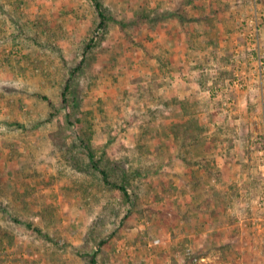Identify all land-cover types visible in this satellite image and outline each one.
Instances as JSON below:
<instances>
[{
	"label": "rangeland",
	"instance_id": "374dc122",
	"mask_svg": "<svg viewBox=\"0 0 264 264\" xmlns=\"http://www.w3.org/2000/svg\"><path fill=\"white\" fill-rule=\"evenodd\" d=\"M103 2L127 20L135 42L112 22L83 57V73L71 75L95 18L90 1L0 0V264H90L88 252L104 239L98 264H264V0ZM175 9L195 34L190 41L168 14ZM149 10L160 18L138 17ZM22 27H47L43 45L15 41ZM205 53L209 64L194 68ZM198 73L207 78L203 86ZM68 77L80 109L90 111L92 145L116 165L111 176L132 173L133 206L92 170L78 124L66 125ZM174 97L221 103L211 121L194 113L207 126L209 148L190 146L192 156L214 157L225 169L218 180L204 174L199 189L240 188L226 213L214 207V218L213 205L187 209L191 175L175 158L170 132L180 108ZM155 237L161 243L149 245Z\"/></svg>",
	"mask_w": 264,
	"mask_h": 264
},
{
	"label": "trees",
	"instance_id": "16d2710c",
	"mask_svg": "<svg viewBox=\"0 0 264 264\" xmlns=\"http://www.w3.org/2000/svg\"><path fill=\"white\" fill-rule=\"evenodd\" d=\"M90 1V8L93 12V15L95 16L94 20L91 24L90 29V35L86 41H84L82 46V57L76 61L74 64H72L69 67V71L71 75H79L82 74L84 71V56L86 52L93 50L94 47H96L104 38L105 34L108 31V28L112 22H116L121 29L125 32L127 20L123 21L121 19H118L116 16L113 15L111 10L108 8V6L103 2V0H89ZM168 14L172 17H176L178 19L180 24V33L189 35V41L193 38V35L189 33L187 26V21H185L182 17L184 16V13H181L179 9L168 11ZM161 17L164 15H160ZM138 17L143 18V20L149 21L150 19H157L158 17L155 16V13L152 11V13L149 11H141L138 13ZM160 18V17H159ZM189 18H187L188 20ZM25 27V26H24ZM48 29L47 27H44V30L39 31L37 28H35L33 31H26L23 29V32H19L14 35L15 41L19 40L21 44H28L29 41H32L35 43V45L42 46L43 39L41 38V32L45 33V30ZM49 32V30L47 31ZM125 35L127 38L131 39V35L127 32H125ZM21 40V41H20ZM133 40V39H131ZM135 42V40H133ZM214 45L217 42V39H212ZM17 43V42H16ZM37 46V47H38ZM189 48H194V45L192 43H188ZM60 56L63 54L62 49H60L59 52ZM63 56V55H62ZM62 58V57H61ZM7 62L10 61L9 57L6 59ZM211 60V55L209 53H205L203 55L202 60L198 63V65H195L196 67L205 68ZM227 74V71H221L219 73V80H221L223 77H225ZM217 78V79H218ZM197 82H199L202 86L206 83V77L202 73H198V76L196 77ZM217 81V80H216ZM75 93V87L73 84V78L68 77L65 80V83L63 85V89L61 91V102L63 103V108L65 109V122L66 125L73 126L75 124H78V126L81 128L80 131L77 133L78 136V143L80 146L84 147V153L87 155L89 163L92 167V170L97 172L101 180L104 184V186L109 190H117L118 191V197L119 202H125L126 204H130L131 206L134 205V201L131 200V194L128 191V184L130 182V176L132 173H128L125 170H122V179L116 180V178H113L111 176V173H116V165H108L106 164L107 161L111 162L108 158H104V155L99 154V149L94 147L92 145V137L94 135V128L92 127V123L88 121L87 116L90 114V111H83L80 109L79 102H77V96ZM42 99L47 100L49 103L51 101L48 99L47 96L42 95ZM172 102L174 104H178L179 108V116L171 124L170 132L173 135V141L175 144L177 151V154L175 158L182 163V165L186 168V172H190L191 175V181H190V199L188 198L187 201V209H198L203 208L204 210L208 209L210 205H213V208L210 209V214L213 215V218L216 217L218 214L216 211H214V207H221L223 208V211L226 213V211L229 209V207L232 206L233 201L237 200L240 196V188L236 187L235 184H232L222 191L211 189V190H203L199 189L200 186H202L201 181L204 176V174L211 177L213 180H218V177L222 175L225 171L223 166H219L216 163V160L214 157H207L206 155L202 156H192L190 146L196 145V144H205L206 148H209V145L205 143V137L203 136V132L206 130L207 126L203 123H198V119L195 117L194 113H198L200 111H205L207 116L206 120L211 121L214 118L215 113L220 110L221 103L218 101H212L210 103H203L200 104L197 101H190L189 99H178L177 97L172 98ZM214 109V111H211V109ZM84 123V124H83ZM146 133L143 131L140 135H145ZM215 140V139H214ZM112 143L111 140H108L104 145H102L101 152L106 153L107 146ZM139 147L142 148V145ZM221 154L223 153V150H220ZM174 158V157H173ZM168 159V158H166ZM196 166L200 169V172L193 169L192 167ZM130 174V175H128ZM194 185L193 187L191 186ZM243 191H249L252 193V195H255L259 192L258 187H254L253 189H248L246 186H241ZM191 197L194 198V201H192ZM132 208V207H131ZM137 210V208H136ZM141 210V212H140ZM138 212L141 214H144L143 207ZM209 210V209H208ZM130 209H128V212ZM228 215V214H227ZM31 226V225H29ZM35 230L39 234H43L42 229L39 227H34ZM3 236L10 237V234L8 232H4L2 234ZM1 241V238H0ZM107 242V239H104L101 241L100 245L91 253L88 252V259L90 264H98L97 262V254L99 253V250L102 245H104ZM193 260V257H192ZM185 264V263H183Z\"/></svg>",
	"mask_w": 264,
	"mask_h": 264
},
{
	"label": "built area",
	"instance_id": "2783aa9c",
	"mask_svg": "<svg viewBox=\"0 0 264 264\" xmlns=\"http://www.w3.org/2000/svg\"><path fill=\"white\" fill-rule=\"evenodd\" d=\"M161 243V239L160 238H158V237H155V238H153V240L149 243V245H158V244H160ZM186 253L187 254H190V249L189 248H187L186 249ZM202 260L204 259V258H201ZM193 261H199V259L196 257V256H193ZM184 263V259H182L179 263H176V264H183Z\"/></svg>",
	"mask_w": 264,
	"mask_h": 264
},
{
	"label": "crops",
	"instance_id": "0c3cea01",
	"mask_svg": "<svg viewBox=\"0 0 264 264\" xmlns=\"http://www.w3.org/2000/svg\"><path fill=\"white\" fill-rule=\"evenodd\" d=\"M191 199H192V201H194V198L193 197H191Z\"/></svg>",
	"mask_w": 264,
	"mask_h": 264
}]
</instances>
